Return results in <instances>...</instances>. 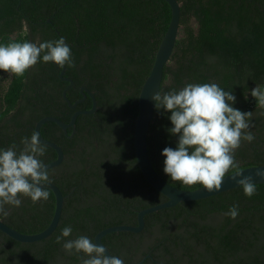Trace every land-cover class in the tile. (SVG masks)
<instances>
[{
	"label": "trees",
	"instance_id": "16d2710c",
	"mask_svg": "<svg viewBox=\"0 0 264 264\" xmlns=\"http://www.w3.org/2000/svg\"><path fill=\"white\" fill-rule=\"evenodd\" d=\"M183 37L176 42L164 69L161 94L187 83L215 82L236 97L233 107L252 112L249 129L255 136L236 151L240 168L264 165V108L251 90L264 87V0H178ZM171 20L165 0H0V43L47 42L65 38L74 67L64 77L74 81L67 92L72 103L81 87L95 94L97 110L80 115L67 134L55 123L41 128L44 138L62 147L65 159L48 170L50 181L65 196L56 231L36 243H21L0 231V264H81L84 253H67L56 243L64 227L76 239L108 227L136 225L139 211L167 198L146 181L134 150L138 98ZM192 20L196 26L192 25ZM50 21V22H48ZM62 68L41 60L23 77L0 70V150L23 147L35 124L47 116L65 123L78 110L92 108L88 97L71 109L62 97L69 84ZM171 112L155 108L148 152L157 173L182 190H196L164 173L163 149L178 146ZM56 152L46 146L41 159ZM236 170L228 173L232 174ZM251 198L235 188L145 217L141 233L120 232L103 238L104 245L124 264H264V184ZM33 203L21 197L20 207L6 205L0 214L11 228L37 234L50 224L55 196ZM238 205L235 219L226 215Z\"/></svg>",
	"mask_w": 264,
	"mask_h": 264
},
{
	"label": "clouds",
	"instance_id": "9594fccd",
	"mask_svg": "<svg viewBox=\"0 0 264 264\" xmlns=\"http://www.w3.org/2000/svg\"><path fill=\"white\" fill-rule=\"evenodd\" d=\"M55 62L60 67H74L71 47L65 38L47 42L10 41L0 43V70L16 77H23L41 60ZM260 108H264V87L251 90ZM155 107L171 112L173 125L168 131L178 135V146L166 147L162 155L164 173L172 181L192 187L197 184L209 192L219 191L226 176L236 170L232 179L243 188L244 194L251 198L257 193L252 175L244 176L235 153L242 142H253L254 134L250 120L252 112L241 111L232 105L236 102L232 91H226L215 82L187 83L179 90L157 94L151 97ZM23 147L17 151L16 145L0 150V214L8 215L6 205L20 207L21 197L31 198L33 203L47 201L49 191L44 185L50 183L48 169L41 159L46 146L40 135L33 132L30 139L25 137ZM256 177H264V171H257ZM238 177H242L237 179ZM239 214L238 205H233L226 213L232 219ZM72 234L71 226L64 227L56 243L72 254L84 253L81 264H124L116 256H108L106 248L99 246L89 237L81 235L76 239L64 238Z\"/></svg>",
	"mask_w": 264,
	"mask_h": 264
},
{
	"label": "water",
	"instance_id": "95a60500",
	"mask_svg": "<svg viewBox=\"0 0 264 264\" xmlns=\"http://www.w3.org/2000/svg\"><path fill=\"white\" fill-rule=\"evenodd\" d=\"M171 8V20L168 29L162 38L158 50L155 55V60L151 68L150 74L145 80L138 98V115L134 123V150L139 169L146 179V181L152 186L156 191L164 195L167 200L163 203L154 205L152 207L143 209L137 214V224L136 225H117L111 226L106 229L99 231L95 237L94 242L99 246H104L106 248V254L110 257L113 256L111 251L104 245L103 238L109 234L129 232V233H141L145 228V217L149 214L156 213L161 210L173 208L179 203L187 201H197L206 199L223 192L230 191L235 188L241 187L236 180L232 179L236 172L226 176L223 182L222 188L219 191L209 192L203 187L196 190H182L179 189L161 177L155 170L151 158L148 152V136L150 132L151 124L154 120L155 104L156 102L151 99V97L161 91V86L163 83L164 69L170 63L172 55L175 50L176 42L179 39V32L181 28V3L178 0H165ZM50 22V21H48ZM66 42V41H65ZM67 44V42H66ZM56 64L55 62H52ZM57 65V64H56ZM60 79L69 84L65 87L62 92V97L66 101L67 105L71 109H76L79 104L84 102L87 97L92 100V108L89 110H78L74 112L68 123L63 122L57 117L47 116L40 119L34 127V131L39 133L40 140L42 144L47 147L52 148L56 154L57 158L49 163H46L48 170L53 169L61 165L65 159V154L61 146L57 143L44 138L41 134L42 126L47 122H53L57 124L64 132L67 134L69 128H75L76 120L80 115H90L97 110V101L95 94L89 90L87 87H82L80 93L82 98L72 103L67 97V92L74 85V81L70 78L64 77L65 66L61 67ZM244 176L252 175L254 177V182L256 184H264V177H256L255 173L257 171H264V165L252 166L239 170ZM242 178L238 177L237 179ZM46 189L51 190L55 196V211L52 220L48 227L40 233L37 234H24L21 233L10 226H8L3 220L0 219V231L6 234L8 237L14 239L15 241L21 243H36L50 237L57 229L63 208L65 196L63 195L61 189L54 183H46L41 185ZM144 260L136 263L142 264Z\"/></svg>",
	"mask_w": 264,
	"mask_h": 264
},
{
	"label": "rangeland",
	"instance_id": "374dc122",
	"mask_svg": "<svg viewBox=\"0 0 264 264\" xmlns=\"http://www.w3.org/2000/svg\"><path fill=\"white\" fill-rule=\"evenodd\" d=\"M192 25L195 27L196 26V23L194 20H192ZM183 37V26H181L180 28V32H179V38H182Z\"/></svg>",
	"mask_w": 264,
	"mask_h": 264
},
{
	"label": "flooded vegetation",
	"instance_id": "af4514ba",
	"mask_svg": "<svg viewBox=\"0 0 264 264\" xmlns=\"http://www.w3.org/2000/svg\"><path fill=\"white\" fill-rule=\"evenodd\" d=\"M53 64H54V63H53ZM55 65H56V64H55ZM56 66H59V65H56ZM10 76H11V74H10ZM73 86H74V85H73ZM73 86H72V87H73ZM72 87H71V88H72ZM84 87H85V86H84ZM81 88H82V87H81ZM81 88H80V90H81ZM87 98H88V97H87Z\"/></svg>",
	"mask_w": 264,
	"mask_h": 264
}]
</instances>
